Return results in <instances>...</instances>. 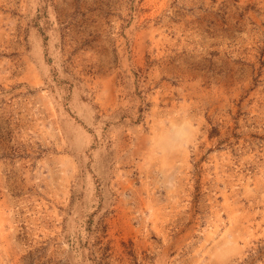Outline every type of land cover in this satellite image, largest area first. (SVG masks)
<instances>
[{
    "label": "rangeland",
    "instance_id": "rangeland-1",
    "mask_svg": "<svg viewBox=\"0 0 264 264\" xmlns=\"http://www.w3.org/2000/svg\"><path fill=\"white\" fill-rule=\"evenodd\" d=\"M0 264H264V0H0Z\"/></svg>",
    "mask_w": 264,
    "mask_h": 264
}]
</instances>
